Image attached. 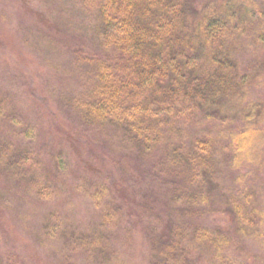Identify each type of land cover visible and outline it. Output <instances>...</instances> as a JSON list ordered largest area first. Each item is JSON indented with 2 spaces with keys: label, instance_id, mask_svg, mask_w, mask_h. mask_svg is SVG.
Wrapping results in <instances>:
<instances>
[{
  "label": "rangeland",
  "instance_id": "374dc122",
  "mask_svg": "<svg viewBox=\"0 0 264 264\" xmlns=\"http://www.w3.org/2000/svg\"><path fill=\"white\" fill-rule=\"evenodd\" d=\"M261 1L249 0L248 12L231 4L237 12L227 18L222 33L214 34L231 46L250 76L256 63L264 61V21H258L256 9ZM209 2L196 0L195 5L203 14ZM103 6L104 0H0V140L28 153L38 182L18 196L0 176V264H105L74 239L98 223L100 211L89 192L99 182L108 184L122 212L108 233L111 264H218L207 247L194 249L185 261L164 260L154 251L153 237L164 231L170 211L172 176L159 166L168 147L142 153L113 129L84 124L69 101L96 82L90 65L103 54ZM206 47L197 62L206 60L211 51ZM262 78L249 88L247 100L264 106ZM180 107L185 118L186 113L194 118L191 110ZM151 110L158 112L155 105ZM172 123L175 143L180 146L184 140L185 151L210 131L216 140L213 150L224 161L223 140L216 136L221 123L188 126L180 112L173 113ZM261 155L262 166L245 165L226 176L215 175L212 165H191L182 187L204 193L207 201L188 218L190 228L199 225L210 234L221 230L233 235L235 215L245 220L249 205L264 207V147ZM229 191L235 194L233 205L225 198ZM262 229L264 233V224ZM261 239L240 238L239 246L227 251L231 264H262Z\"/></svg>",
  "mask_w": 264,
  "mask_h": 264
},
{
  "label": "trees",
  "instance_id": "16d2710c",
  "mask_svg": "<svg viewBox=\"0 0 264 264\" xmlns=\"http://www.w3.org/2000/svg\"><path fill=\"white\" fill-rule=\"evenodd\" d=\"M235 3L240 12L251 9L249 0H210L209 11L204 9L203 14L196 0H104L100 16L106 27L101 38L103 54L92 58L90 65L95 68L96 82L69 100L84 124L113 129L142 153L168 147L159 166L172 176L170 211L164 231L153 237L154 251L164 260L185 261L194 249L207 247L218 264H231L227 251L239 246L240 238L264 236V207L250 205L246 222L235 215L233 235L221 230L210 234L199 225L190 228L188 218L207 198L195 188L182 187L193 163L212 165L215 175L225 176L245 165H263L264 106L247 97L249 88L263 80L264 61L256 63L250 76L243 72L231 46L214 36L223 32L227 18L237 12L230 9ZM257 3L258 21H264V0ZM203 32L205 37L199 36ZM206 46L211 49L204 55L206 60L197 62ZM153 105L158 112L151 110ZM180 106L191 110L194 118L187 113L185 118ZM174 112H180L185 125L192 127L221 123L216 136L223 140L224 161L213 150L216 140L210 131L194 139L195 146L188 151L184 140L178 146ZM226 122L232 123L231 128H225ZM11 145L0 140V176L10 192L22 196L38 184L37 173L28 162V153ZM89 196L100 211L99 220L93 229L76 236L75 243L89 246L105 264H111L107 238L122 218L121 207L106 183L99 182ZM233 196L234 191L225 195L231 205ZM261 245L264 248V240Z\"/></svg>",
  "mask_w": 264,
  "mask_h": 264
}]
</instances>
